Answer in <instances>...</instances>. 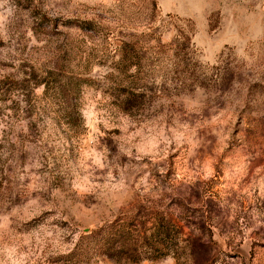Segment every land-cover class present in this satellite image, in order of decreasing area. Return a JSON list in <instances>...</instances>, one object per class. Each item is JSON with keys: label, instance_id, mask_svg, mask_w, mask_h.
<instances>
[{"label": "rangeland", "instance_id": "rangeland-1", "mask_svg": "<svg viewBox=\"0 0 264 264\" xmlns=\"http://www.w3.org/2000/svg\"><path fill=\"white\" fill-rule=\"evenodd\" d=\"M159 214L177 257L84 264H264V0H0V264Z\"/></svg>", "mask_w": 264, "mask_h": 264}, {"label": "trees", "instance_id": "trees-1", "mask_svg": "<svg viewBox=\"0 0 264 264\" xmlns=\"http://www.w3.org/2000/svg\"><path fill=\"white\" fill-rule=\"evenodd\" d=\"M160 214L139 223L113 220L80 234L71 253L75 264L98 256L132 262L177 257L183 241L182 229L173 218Z\"/></svg>", "mask_w": 264, "mask_h": 264}]
</instances>
